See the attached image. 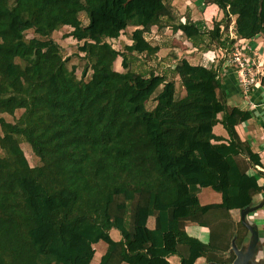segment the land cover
Segmentation results:
<instances>
[{"label":"trees","instance_id":"1","mask_svg":"<svg viewBox=\"0 0 264 264\" xmlns=\"http://www.w3.org/2000/svg\"><path fill=\"white\" fill-rule=\"evenodd\" d=\"M203 1L222 13L209 28L179 15L171 0H0V264H93L99 241L106 250L98 264H170L171 255L194 264L229 248L190 237L184 226L205 225L210 210L246 209L263 191L249 173L261 157L235 129L246 112L229 102L235 73L225 56L210 66L176 57L161 71L159 63L135 66L161 48L146 37L152 27L181 31L203 50L264 37V0ZM231 16L236 37L227 35ZM64 26L82 64L68 66L52 37ZM129 26L130 42L115 47ZM118 57L123 70L114 67ZM262 87L251 88L250 100L260 102ZM217 123L227 139L213 133ZM205 187L220 193L219 203L200 204Z\"/></svg>","mask_w":264,"mask_h":264},{"label":"rangeland","instance_id":"2","mask_svg":"<svg viewBox=\"0 0 264 264\" xmlns=\"http://www.w3.org/2000/svg\"><path fill=\"white\" fill-rule=\"evenodd\" d=\"M173 8L177 11V13L181 16L189 13L192 19H202L206 25V27H212L213 22L219 20L222 17L221 11L216 7V5H207L204 3L203 0H171ZM81 19L84 24L87 23V18L84 14H81ZM234 19L235 16H231V20L228 27V37H236L234 34ZM71 28L68 26H64L61 29L54 31L52 34L53 39L61 46V52L66 57L69 56L70 59L68 61V66L71 64L79 63L82 64L83 60L80 57L76 56L75 53L77 51V42L72 37L66 36V33ZM134 29L133 26H129L124 33L120 35L118 40L112 41L115 47L120 46V41H125L127 43L130 42L129 34ZM27 37H31L33 35L32 31L27 32ZM225 37V35H223ZM146 37L154 44L161 45V48L157 52L156 59H149L145 60V58L141 55L137 56L136 58V67L149 68V67H156L157 63L158 71H161V66H167L168 63H174L173 57H176L175 61L180 58H187L191 63L194 64H204L210 66L212 63H218V61L225 56L226 60H224L223 65L224 68L227 69L228 67L236 75V82L237 87L240 90L242 87L243 90L237 97V102L240 105V102L245 100L244 96L249 95V91L251 92L252 87H260L264 86V79L263 72L264 71V61H260V53L258 43H262L261 36H257L258 38H253L252 40H240L239 44L244 47L242 54L240 57L245 58V62H247L250 66L244 70L242 74L239 72V67L236 62H234V56L232 55L233 49L230 46H227L226 54L223 52L224 48H220L216 45H211L209 50H203L202 48H195L192 43L182 34L181 31L172 32L170 29L166 28L164 30H159L156 27H152L149 33H146ZM230 39V38H229ZM228 45V43H227ZM261 53L264 52V46L261 47ZM121 58L118 57L114 63V67L119 70H123L120 65ZM22 63V62H21ZM247 64V65H248ZM222 65V67H223ZM224 69V71H225ZM77 75H80L81 66H78ZM226 72V71H225ZM228 73V72H227ZM257 83V84H255ZM177 95H183V89L179 86L178 82L176 83ZM159 88L155 90L153 94H151V98L157 93ZM240 101V102H239ZM153 100L148 102V106H152ZM249 105V103H248ZM19 111L16 112L15 116L19 115ZM179 114V112H178ZM15 116L5 114V119L9 121H13ZM21 148L27 158V161L31 166H34L38 163V159L35 157L33 152L31 151L30 145L26 142L20 143ZM260 177H263L262 174H258ZM204 189H209L204 188ZM207 192H203L201 195V202L206 203L209 202L210 199L205 201L204 196H208ZM243 231V228L240 227L239 231ZM246 234L247 232L244 231ZM111 237L119 236V233L116 229L111 232ZM96 252L94 259L92 260L93 263L96 260L100 259L101 255L106 250V243L104 241H99L96 243Z\"/></svg>","mask_w":264,"mask_h":264},{"label":"crops","instance_id":"3","mask_svg":"<svg viewBox=\"0 0 264 264\" xmlns=\"http://www.w3.org/2000/svg\"><path fill=\"white\" fill-rule=\"evenodd\" d=\"M211 6V5H210ZM257 36H261L259 34L254 37L247 39L252 40L253 38H258ZM262 37V36H261ZM264 38V37H262ZM259 47L260 53V61H264V52L261 53V47L264 46V39L262 43L257 44ZM263 76H264V71ZM264 78V77H263ZM236 81V80H235ZM262 96L260 102H255L249 99H246L243 102H240V106L246 111L239 124L235 126L237 133L239 134L242 140H248L250 146L253 151H256L261 157V164L257 166H253L249 169V173L255 175L257 181L263 186V191L260 194L254 196L253 201L250 207H253V210L248 211L245 214V221L251 225H256L257 229L264 230V86L262 87ZM240 94V90L236 91V94L231 96L229 102H233L234 104H238L237 97ZM249 103V105H248ZM213 133L215 135L221 136L225 139L228 138V135L221 123H217L213 126ZM259 169V170H258ZM258 174H262L263 177H260ZM207 188V187H205ZM203 192H207L208 196H204L205 201L208 199L209 202L202 203L200 198ZM200 204H208V203H219L221 200L220 193L209 189L201 188L197 194ZM242 210L232 209L229 211H225L222 209H214L208 211L206 214L201 216V220L206 224L202 225L196 222L188 221L184 230L186 234L190 237H194L203 243H208L211 241L213 247L223 248L227 244H229V248L226 251H219V254L211 255V261H208L204 256L198 257L194 264H232V262L236 259V250H246L248 245L251 242V232L245 234L244 231H238V223L241 222ZM149 227H153L154 219L151 217L147 222ZM244 225V224H242ZM240 227V226H239ZM114 229L110 230L111 232ZM246 232V231H245ZM263 232V231H262ZM119 233V232H118ZM242 234H245L244 237ZM242 236V242L240 245L236 243V236ZM259 235V231H258ZM112 236V235H111ZM264 237V233H263ZM114 240L120 239V234L117 237H112ZM94 248L96 244L93 245ZM96 252V248H95ZM95 256V253H94ZM93 256V259H94ZM92 259V260H93ZM259 259L264 261V250L261 253ZM167 260L170 264H180L179 257L177 255H171L167 257ZM100 259L96 260L93 264H98ZM119 264H128L126 262H121Z\"/></svg>","mask_w":264,"mask_h":264},{"label":"water","instance_id":"4","mask_svg":"<svg viewBox=\"0 0 264 264\" xmlns=\"http://www.w3.org/2000/svg\"><path fill=\"white\" fill-rule=\"evenodd\" d=\"M253 210V207H248L246 209L242 210V216H241V222L244 224L246 228L251 232V242L248 245L247 249L237 251L236 250V259L232 262V264H264V261L262 259L257 260V252L259 249L258 241H259V235H258V229L256 225H251L248 222L245 221V214L248 211Z\"/></svg>","mask_w":264,"mask_h":264},{"label":"built area","instance_id":"5","mask_svg":"<svg viewBox=\"0 0 264 264\" xmlns=\"http://www.w3.org/2000/svg\"><path fill=\"white\" fill-rule=\"evenodd\" d=\"M244 38H238L236 41H235V43H234V45H233V56H234V62H236V64H238V67H239V72H240V74H242L243 72H244V70L246 69V68H248L250 65L247 63V62H245V58H241L240 57V55L242 54V52H243V49H244V47H242L240 44H239V41L240 40H243ZM247 40V39H246ZM223 52L226 54V52H227V48L225 49H223ZM248 64V65H247ZM255 84H257V83H255ZM240 90L242 91L243 90V88L241 87L240 88ZM243 91H246L245 89L243 90ZM244 98H246V99H249L250 100V97H249V95H245L244 96ZM257 166V165H256ZM257 168H259V166H257ZM259 170V169H258Z\"/></svg>","mask_w":264,"mask_h":264}]
</instances>
